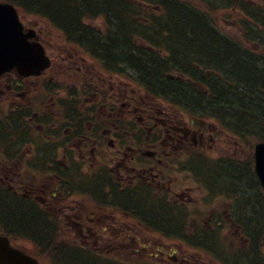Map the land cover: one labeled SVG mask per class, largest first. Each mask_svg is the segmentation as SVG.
Returning a JSON list of instances; mask_svg holds the SVG:
<instances>
[{
	"label": "flooded vegetation",
	"instance_id": "af4514ba",
	"mask_svg": "<svg viewBox=\"0 0 264 264\" xmlns=\"http://www.w3.org/2000/svg\"><path fill=\"white\" fill-rule=\"evenodd\" d=\"M74 50L75 47L71 46V49L65 52L72 71L83 68L93 76L87 83L77 86L78 89L87 91L85 90L82 98L84 104L73 105L79 107L76 113L80 116L70 111L68 119L71 118L72 121L68 122L69 125L45 123L39 118L37 112L32 115L26 114L33 110L34 104L48 109L56 108L55 105L60 101L59 94L62 90H57L58 85L54 83V80L53 86L44 87L43 97L38 95L42 87L31 88L23 76L17 77L15 81L16 74L10 73L0 80V188H9L13 193L16 192V197L19 198L18 195L36 198L40 196V191L44 189L39 188L40 184L37 183V177L34 174L32 154L34 143L41 154V164L47 171L46 186L55 182L66 184L68 180L63 178L66 173L73 169L75 175L79 169L82 171L88 165L94 167L98 164L99 157L108 156L109 159L106 158L103 164L96 168V171L100 172L93 185L97 186L96 189L100 187V182L107 181L109 185L124 186L141 198L148 192L157 196L168 195L166 200H170L174 207L179 202L192 201L191 189L195 188L179 185L178 190H172V187L178 184L179 167L184 166L173 164L175 158L188 150L199 154L201 158L209 159V154L205 153L207 147L214 149L217 152L215 155L219 158H222V154L231 158L226 166H223L222 159L215 160V166L218 170L236 177L237 184L241 183L240 178L243 173L240 174V171L247 163L242 162L238 135L228 141L215 132L214 125H204L197 120L181 121L174 109L159 107L153 102L144 104L141 96L136 94L133 85L128 81L117 74H110L108 78L105 71L98 70L102 69L103 65L96 67L91 64L92 67H89L91 61L85 60L82 55L79 57L83 60H79ZM184 60L188 61L189 58L184 57ZM187 64L191 70L197 69L195 65L192 66V61L184 63L181 67L185 68ZM11 82H13L12 86ZM166 90L168 91V86ZM78 118L81 122H77ZM12 124L13 127L16 126V133L13 134H11L12 130L7 129V126ZM31 125L36 130L34 139L29 130ZM233 131L237 134L235 127ZM189 144L193 146L200 144L198 151ZM227 147L231 149L228 150ZM231 152L232 155H230ZM197 164L199 166V163ZM103 165L108 167L107 174L100 170ZM248 167L250 168L251 164ZM182 171L186 178H194L196 175L203 177L202 172H204L203 168H198L197 171L193 165L183 168ZM95 174L98 173L95 172ZM20 187L23 189L21 193L18 190ZM231 192H233V200L237 198L243 200L235 212L246 213L247 211H244L247 206H250L248 191L236 185ZM53 197L55 201L51 202V208L61 204L59 217L68 228L89 230L97 220L101 219L100 213L98 216L97 214L89 215L86 207L70 205L64 192H61L59 196L54 193ZM255 202H257L256 199ZM119 204L121 203L113 201L116 208H110V214L106 213L110 215L108 225H120ZM258 206L260 205L255 203V208ZM184 213L185 211L180 208L171 211V215L177 218ZM158 215L160 221L165 219V213ZM215 215L231 216L230 204L219 207L212 205L209 216ZM152 217L151 215L143 216L146 220H152ZM226 226L228 224L224 220L216 225H209L208 228L213 231L218 227ZM90 233L94 235L95 232L90 231ZM141 233H147V231L144 230ZM183 261L187 259L184 258Z\"/></svg>",
	"mask_w": 264,
	"mask_h": 264
},
{
	"label": "trees",
	"instance_id": "16d2710c",
	"mask_svg": "<svg viewBox=\"0 0 264 264\" xmlns=\"http://www.w3.org/2000/svg\"><path fill=\"white\" fill-rule=\"evenodd\" d=\"M11 1L20 5L24 13L49 18L52 24L65 33L69 32L73 41L86 44L108 66L129 64L141 74L144 73L152 85V80L161 88L165 84L168 87L173 84L170 87L172 91L185 95L201 110L215 115L222 113L221 116L230 123L232 118L242 136H253L258 141H264V56H249L242 52L244 50L232 47L231 43L228 45L231 39L222 36L209 21L210 16L215 15L223 4L222 8L230 14L242 13L249 24L248 29L251 27L255 30L256 35L262 37L260 44L264 45V9L261 6L252 5L246 0H165L166 12L151 15L139 4L131 3V0ZM193 3H199L200 9L203 8L201 4L209 8L210 15L200 13ZM99 18L104 19L108 27L106 32L94 25V20ZM204 34H207L206 37ZM216 35L227 40L213 38ZM137 36L151 41L155 48H168L169 54L174 50L178 58L186 55L189 56V62L196 63L199 60L200 64L214 66V73L205 74L202 70H195L202 76L206 84L204 88L184 86L181 89L180 82L166 78L176 69L173 62H167L168 59H164L166 57L160 53L135 45L134 39ZM188 61L182 59L179 63ZM189 73L193 78H198L194 72ZM226 114L230 117L227 118ZM243 168L240 174L243 173L241 176L245 179L249 177L251 168L247 164ZM254 193V190L248 192L249 201L253 203ZM255 203L260 205V200ZM252 207L255 208V205ZM257 213L262 217L259 210ZM0 215L8 221L14 232L21 228L45 237L48 235V223L42 213L28 203L10 199L6 192L0 194ZM251 223L255 232H258L259 227L255 226V221ZM261 233L257 237L261 238ZM53 242L51 239L47 247L43 248L40 258H46L53 264H102L81 246L60 244L55 240L54 243L58 245L55 247Z\"/></svg>",
	"mask_w": 264,
	"mask_h": 264
},
{
	"label": "rangeland",
	"instance_id": "374dc122",
	"mask_svg": "<svg viewBox=\"0 0 264 264\" xmlns=\"http://www.w3.org/2000/svg\"><path fill=\"white\" fill-rule=\"evenodd\" d=\"M253 2V0L251 1V3ZM254 3H256V4H258V5H262L261 7L264 9V0H254ZM194 4V3H193ZM211 4L213 5V2H211ZM195 6H196V8L197 9H199L200 11H203L202 9H200V6H199V4L197 3V5L196 4H194ZM260 7V8H261ZM235 11H236V8H235ZM227 12L228 11H226V12H223V14H216L215 15V20H217V27L220 29V30H222V31H225V32H229V33H231V36H233L235 39H237L238 41H241V42H239L240 43V46L242 47V48H245V47H247L248 45L250 46V47H252V43H250V42H247L246 41V34H245V32L242 30V28H241V20L240 19H236L238 16L237 15H230V14H227ZM239 15H241V14H239ZM23 17V21H24V23L28 26V27H31V26H34L35 28H37V30H38V32L40 33V39H44V40H46V39H48V38H51V39H48L50 42L49 43H46L47 44V46H48V49L47 50H49L50 51V53H52L54 56L53 57H57L58 59H59V61H60V63L57 65V59L55 58L54 59V61H55V66L57 65V69H56V73L57 74H59L60 76H66V75H68V74H72V75H81V76H85L86 78H88V79H91V77L93 76L92 74H89V72H87V71H85V70H83V68H81V70H79L78 71V69L76 68L75 69V71H72V69H71V65H70V62L67 60V59H65V58H63V57H66V55L63 53V51L65 52V50H69V49H71L70 48V46H68V45H66V47H64L63 48V44H64V42H62V40H61V38L63 37V35L57 30V29H53V27L50 25V23L48 22V21H46V20H44L43 18H41V17H38V16H36V15H33V14H31V15H24V16H22ZM213 19V20H214ZM210 22H212L211 20H210ZM95 23H97V21H95ZM206 35L207 34H204V37H206ZM254 46V45H253ZM253 48V47H252ZM256 49H259V47H256ZM249 50H251V49H249ZM255 52H257L256 50H253V52L252 53H255ZM61 58H63V59H61ZM117 58V57H116ZM86 60H91L90 59V57H87V58H85ZM262 65V64H261ZM89 67H92V65H91V63L89 64ZM85 69V68H84ZM179 114V113H178ZM178 118H179V120H184L185 118L186 119H190V121L192 120V117L190 116V115H188V116H186V115H184V114H179L178 115ZM197 121H200V122H202V124H204V125H209V126H217L216 124H214L211 120H208V122H206V121H204V120H202V119H200V118H197L196 119ZM210 143H211V141H210ZM193 144V143H192ZM189 145H191V144H189ZM208 148V147H207ZM240 149H242V148H240ZM206 154H211V156H213V155H215V154H217V152L214 150V149H212V148H210L209 147V149L205 152ZM183 155V154H182ZM209 158H210V156H209ZM176 159V158H175ZM177 162H179L180 160H179V158H178V160H176ZM211 166H210V164H208V163H205V164H203V166H200V168H203V170H204V172H202L203 173V175L205 174L206 175V173L210 170L209 168H210ZM207 176V175H206ZM206 178H211V179H213L211 176H207ZM189 179V178H188ZM213 181H216V180H214L213 179ZM192 183H194L193 181H191ZM216 183V182H215ZM219 192H221V189H219ZM202 195H203V193L202 192H200ZM222 193V192H221ZM196 194V193H195ZM248 195H250V194H248ZM10 198V197H9ZM11 199V198H10ZM219 200H220V198H218ZM262 199V195H261V193H259V200H261ZM11 201V200H10ZM261 202V201H260ZM248 203H251V205L253 206V205H255V203H253V202H251V201H249L248 200ZM98 204H99V202H98ZM264 204V203H263ZM247 206V209L245 210V212L247 211V212H249V213H247L246 215H248V216H250L251 217V219L253 220V221H255V223H256V221H257V223H258V225L259 224H261V225H263V227H264V205H262V202H261V207H259V208H256V212H255V210H254V208L252 207V206ZM100 207V209H102L103 208V206H99ZM157 207H158V209L156 210L157 212H155L154 213V215H153V217L154 216H157L158 217V213H161V209H160V207H159V204H157ZM171 207L170 208H168V209H166V213H165V216H164V218L166 219V217L167 218H172V216H171ZM260 211V214L262 215V217L257 213V211ZM193 211H194V209H193ZM196 213H199V212H196ZM196 213L195 212H191L190 213V215H189V220H193V218H194V216L196 215ZM99 214V213H98ZM98 214H97V216H98ZM203 216H205V214L202 212L201 213ZM206 217V216H205ZM179 219H180V217H178ZM177 218V219H178ZM188 220V221H189ZM98 224H100L99 226L101 227V225H102V223L100 222V223H98ZM125 225V224H124ZM124 225H121L120 227H114L113 225H110L109 227H102V230L101 231H103V232H105V233H107L108 235H110V236H120L121 234H122V232H123V230H130V229H128L127 227H125ZM134 226V225H133ZM191 226L193 227V225H191L190 223H189V225H188V223H187V219L182 223V229L184 230V234L185 235H188V234H190L191 232H192V228H191ZM175 227H176V229H178V225H175ZM175 229V232H172L171 234L172 235H177V236H179V237H181V231H179V230H176ZM262 229H264V228H262ZM197 230V229H196ZM251 230L249 229V232H250ZM34 233V232H33ZM235 233V231H233L232 233L230 232V236L232 235L233 236V234ZM36 234V233H35ZM36 235H38V234H36ZM44 242H46V241H49V240H51L52 239V234H51V231H50V228H49V232H48V235L45 237V236H42L41 234L40 235H38ZM105 237V236H104ZM262 238H261V242H263V238H264V232L262 233V236H261ZM105 238H107V239H109L108 237H105ZM102 240V239H101ZM148 239H144V241H147ZM157 239H155V240H152V241H156ZM144 241H142V239H136V242L137 243H139V244H141V245H143V243H144ZM163 241V240H162ZM165 242V241H164ZM167 245H173V241H168V242H165ZM22 244L24 245V246H26V247H29V243L28 242H22ZM227 244H228V242H227ZM112 246V245H111ZM180 247H183L181 244L179 245ZM96 247V249L98 250H102V251H104V250H106L107 249V243H105L104 241H101V242H98V244L95 246ZM226 248V250H228V252L230 253V254H232L233 256H235V257H237L238 255L240 256V259H239V261L237 262V264H255V263H257V261L258 260H256L255 258L253 259L252 257H250L251 259L249 260V255L251 254V253H244V255H242L241 253L242 252H244V251H242L241 249V247H239V248H237V250H234V249H230L229 248V246H226L225 247ZM224 248V249H225ZM223 249V250H224ZM226 250H224V251H226ZM179 251H180V256H184L185 254H187L188 256H190V258H192V260H194L195 262H197V263H199L200 262V260L202 259V261L201 262H210V263H212V264H215V262H211V260L209 259V256L202 250L201 252H199V251H196V250H193V249H189V251H187L184 247L183 248H179ZM259 251V250H258ZM228 253V254H229ZM256 252H255V250H254V254H255ZM235 254V255H234ZM126 255V254H125ZM142 256H145V255H139L137 258H138V260H140L141 258H142ZM255 256H257V253H256V255ZM163 257L164 256H162V255H157V257L156 258H160V259H158V261H162V259H163ZM165 259H167V258H165ZM167 261V260H166ZM169 261H171L170 263L171 264H173V260H171V259H168V261L167 262H165V263H169Z\"/></svg>",
	"mask_w": 264,
	"mask_h": 264
},
{
	"label": "water",
	"instance_id": "95a60500",
	"mask_svg": "<svg viewBox=\"0 0 264 264\" xmlns=\"http://www.w3.org/2000/svg\"><path fill=\"white\" fill-rule=\"evenodd\" d=\"M0 42L3 56L0 57V72L16 66L23 72H35L44 68L45 54L41 46L26 40L24 28L13 6L0 5ZM256 168L264 186V143H258L255 152ZM1 264H39L37 259L10 246L7 237H0Z\"/></svg>",
	"mask_w": 264,
	"mask_h": 264
},
{
	"label": "bare ground",
	"instance_id": "6f19581e",
	"mask_svg": "<svg viewBox=\"0 0 264 264\" xmlns=\"http://www.w3.org/2000/svg\"><path fill=\"white\" fill-rule=\"evenodd\" d=\"M250 30L252 28L250 27ZM254 32V30H252ZM213 38L221 41H226L224 37L220 35H216ZM228 45L231 43V46L234 47L237 50H241L240 47H238L234 42L231 40H228ZM133 120V118H132ZM13 128V129H12ZM8 130H12L11 134L16 133V126L13 127L12 125L7 126ZM207 176H211L214 180L219 181L220 183L225 184L226 186L233 188L234 186H242L245 191H255V174L254 173H248L249 177L243 179L244 176L240 178L241 183L237 184V178L232 177L226 172L217 170L215 168H210V170L206 173ZM205 174L203 177H207ZM100 189L101 191L105 193H109V197L113 201H117L118 203L120 202L123 207L129 211H133L138 214H147V215H154L155 212H157V201H158V196L153 195V194H145L141 197L137 196L136 193L132 192L128 188L121 186V185H109L108 182H101L100 183ZM256 192V191H255ZM173 204L171 203L170 200L165 201L166 207H171ZM162 213V211H161ZM49 228V223L47 225ZM49 243V241H46L45 244Z\"/></svg>",
	"mask_w": 264,
	"mask_h": 264
}]
</instances>
